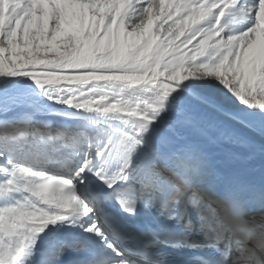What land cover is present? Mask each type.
Segmentation results:
<instances>
[{"label":"rangeland","instance_id":"rangeland-1","mask_svg":"<svg viewBox=\"0 0 264 264\" xmlns=\"http://www.w3.org/2000/svg\"><path fill=\"white\" fill-rule=\"evenodd\" d=\"M205 1L0 0V176L5 174L10 179H1L0 187L5 188L9 201H13L10 191L27 193L25 188L11 185V181L18 180L24 173L31 178L41 177L38 183L27 180L25 184L51 189L69 216L81 214L83 209L95 211L96 215L100 202L95 192L88 191L92 195V206L85 203L84 196L73 198L78 188L86 189L84 184L89 179L91 160L98 152L104 153L112 141L114 132L109 127L112 113H96L98 121H92L89 112H72L67 105L53 102L58 97L56 91L60 94L71 92L70 82L85 83L101 76L142 75L172 86L174 90L179 89L188 99L194 98L201 103L200 97L207 100L215 108L203 105L229 119L239 117L244 122V129L255 135L264 132V68L256 66L252 49L258 37L257 26L263 19L264 0L253 3L235 0L238 3L232 7L243 12L241 32L232 33L237 26L232 20L237 19L223 13L216 22L213 20L216 26L200 28L191 40L172 49L173 43L207 18L202 8ZM231 10L226 9L225 13L230 14ZM225 28L232 34L219 37L223 46L213 49L211 45ZM157 47L161 48V53L152 55ZM242 49L247 51L242 52ZM205 54L219 58L211 64L209 60L198 62L197 59ZM119 100L112 97L113 103ZM103 101L108 100L103 98ZM217 101L221 107L216 108ZM124 114L113 115V118L123 128L122 142L130 141L128 147L133 149L140 146V120L154 126L159 120L138 107L132 114H135L133 120ZM89 124L98 125L97 133L90 137L86 133ZM142 151L143 160L134 172L146 188L157 194L148 197L147 203L152 209L161 212L160 194L165 187L171 189L165 198L167 208L172 212L171 221L177 225V219L178 222L181 219L179 212L184 208H190L191 213L203 221L208 210L212 226L208 230L214 233V242L219 243V232L225 226L223 206H215L212 199H205L204 192L189 194V200L184 203V195L176 182L177 175L159 162L151 164L153 162L145 158L151 152L148 149ZM24 158L44 165L47 170L34 172L26 168L21 162ZM10 162H16V165H8ZM50 162L58 169L68 171H64L67 176L54 182L45 179L47 173L53 172ZM96 180L102 181L103 177ZM19 200L21 206H27L23 198ZM25 210L32 214L41 209L28 206ZM48 214L44 216H58L57 213ZM12 218L8 216L12 221L10 226L15 227ZM203 228L202 224L198 225V231ZM261 234V239L251 242L256 247L264 240V233ZM228 240L229 244L225 243L223 248L226 254L234 247L238 257L245 258L243 254L247 252L239 249V240L232 234ZM9 243L13 244V241ZM3 246L5 244L1 248ZM247 254V263L252 264V255Z\"/></svg>","mask_w":264,"mask_h":264},{"label":"bare ground","instance_id":"bare-ground-1","mask_svg":"<svg viewBox=\"0 0 264 264\" xmlns=\"http://www.w3.org/2000/svg\"><path fill=\"white\" fill-rule=\"evenodd\" d=\"M253 1L249 0L250 3H253ZM235 2V0H206L202 8L207 18L202 19L192 30H189V33L184 38L179 35L181 40L173 43L172 49H176L181 42L186 43L191 40L199 32L200 28L216 26L214 22L223 13L226 17L233 16L237 19L232 20V22H237V26L234 27L232 33L241 32L243 25L241 26L240 20H242L241 15L243 12L234 10L233 5ZM228 7L232 9L229 11L231 12L230 14L225 13L226 9H229ZM261 15L263 19L260 21V26H257L258 37L257 40L255 39L254 48H252L254 53H252L256 55V66L264 68V26H262L264 23V12ZM151 16L154 17V13ZM228 29H223L219 34L215 43L211 45L213 49H219L220 46H223L224 42L219 37L232 34ZM170 31L171 33L173 32V30ZM170 31L168 32L169 35ZM241 51L246 52L247 49H242ZM154 53L160 54L161 48L157 47L152 55ZM218 58L219 56L205 54L200 56L197 61L209 60L211 64L217 61ZM210 64L209 66H211ZM130 68H134V66ZM157 82L151 78H143L142 75L139 77L101 76L85 83L70 82L69 85L72 86L70 88L71 92L60 94L59 91H56L58 93L56 96L58 95V97L52 101L57 104L67 105L72 112H89L92 121L97 120L96 113L105 111L112 113L109 116V127L118 134V137L112 138V153L115 155L122 154L123 162H126L129 155L125 153L124 146L121 143L124 140L121 132L123 128L121 123L113 118V115L125 113L124 115L133 120L135 114H132L135 112L136 107L142 111H147L151 115L153 114V116L155 115L157 120H159L156 123L157 126L144 120H140V123L137 121L141 124L139 129L141 128L142 131H140L138 139L140 146L134 147L135 151L133 154L139 155L143 152L142 150L148 149L151 153L146 155L145 158L153 162L151 164L159 162L168 170L173 171L177 175L176 182L180 186V193L184 195V201L189 197V194L204 192L205 199H212L215 206L220 207L221 202H225L226 206L223 205L221 209L225 217V226L219 232V246L224 248L226 246L225 243L228 245V237L232 234L239 240L238 242L241 245L239 249L252 255V264H264V240L257 247L252 244L253 240L258 241L261 239L263 236L261 233H264V211L261 210L264 208V132L260 135H255L244 129V122L239 117L229 119L222 113L213 111L211 108L215 107L207 100H203L200 97L203 102L201 103L194 98L188 99L181 91H178L179 89L174 90L172 86ZM65 97L68 99L66 98V100ZM112 97L120 100L113 103ZM103 98L108 101L104 102ZM204 103L211 108L203 105ZM221 106L219 101H217L216 108ZM91 127V124L87 125L86 131H90ZM93 133L97 132L94 131ZM127 134L129 135L130 132L127 131ZM124 143L126 144V142ZM127 144L129 145L130 141ZM108 149L109 147L106 153ZM104 159L106 160V155H104ZM21 162L22 165L34 172H41L46 169L44 165L30 160V158H24ZM59 164L62 165L60 162ZM8 165H16V162H10ZM49 165L53 172L46 175L48 176L47 178L51 179V182L56 180L54 178H65L67 176V173H64L68 171L58 169L52 162ZM127 173L132 176L137 185L140 191L139 197L142 198L143 202H147L150 196H157L152 189L146 188L145 184L143 185L142 179L134 171L130 170ZM114 176L111 175L109 178ZM29 177L23 173L18 180L11 181V185H17L27 190L26 194L21 191H10L13 201L7 199L5 188L0 187V264H10L12 260H16L17 264H37L31 259L37 250H39V255L36 256L37 259H42L41 264H45V259L49 258L51 254V251L48 250V245L51 243L50 246H52L54 236L48 234L44 237V232L51 230L59 232L64 228L70 227L73 230L82 232L83 235L96 236L92 229L99 222L98 215L100 212L109 211L120 214L123 210L125 198L121 193L112 192L107 199L105 198L106 201L104 203L101 200L99 201L101 204L96 211V215L95 211H93L94 213H91V211L84 212L85 210L83 209V213L69 216L64 212L62 201L55 196L51 189L25 184L27 180L38 183L41 177ZM1 179L10 180L5 174L0 176ZM85 183L88 188L89 186L92 189L96 187L93 184V178L88 179ZM215 183L217 184L218 192L215 196H210L208 193L209 186H214ZM88 188L82 189L81 194L85 197V203L88 206H92ZM92 189L91 191L94 192ZM98 190L105 191L103 188ZM171 192V189L165 187L160 194L162 210L160 213L155 210L164 221L171 220L170 215L172 212L168 210V202L167 199L165 200ZM226 195L229 198H226ZM70 196L72 194L68 197ZM19 198H23L26 201V207L21 206ZM16 200H19V202H16ZM28 206L29 208L37 207V209L41 210L38 213L31 214L25 210L28 209ZM250 207L260 208L256 213H246ZM48 212L57 213L58 216H44ZM157 213L155 214L157 215ZM38 214L40 216H37ZM179 215L181 219L179 222L177 219V224L181 231H188L187 234L191 235L193 229L197 231L198 225L202 224L204 228L200 229L199 236L203 239H206L207 236H214V233L208 230L212 227L209 224L210 211L207 210L203 221L193 215L190 208L181 209ZM8 216L14 218L19 230L15 229L14 226H10L12 221L8 220ZM92 223H94V228H92ZM37 227H40V230H36ZM20 230L22 231L21 233H19ZM16 236L25 238L27 245L30 241L37 244L36 249H32L34 250L32 251L29 248L24 255L13 256L10 251L18 246H25L23 242L15 241L14 237ZM103 238L96 237L97 240ZM9 241H13V246L9 244ZM3 244L8 245L1 248ZM68 248L70 247L66 246V250ZM235 249L233 247L230 254L227 253V260L230 264H251L247 263L249 260L247 253L243 254L245 258H240L235 253ZM11 255L13 256L12 258H10ZM100 264L107 263L103 261Z\"/></svg>","mask_w":264,"mask_h":264}]
</instances>
